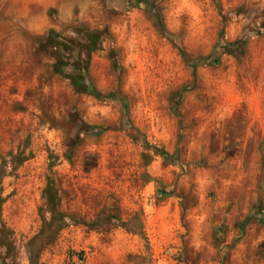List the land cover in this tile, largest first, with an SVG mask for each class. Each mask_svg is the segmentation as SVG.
Segmentation results:
<instances>
[{"label":"rangeland","instance_id":"rangeland-1","mask_svg":"<svg viewBox=\"0 0 264 264\" xmlns=\"http://www.w3.org/2000/svg\"><path fill=\"white\" fill-rule=\"evenodd\" d=\"M29 254L264 264V0H0V264Z\"/></svg>","mask_w":264,"mask_h":264},{"label":"crops","instance_id":"crops-1","mask_svg":"<svg viewBox=\"0 0 264 264\" xmlns=\"http://www.w3.org/2000/svg\"><path fill=\"white\" fill-rule=\"evenodd\" d=\"M138 13L142 15V20L140 19L141 22H142V24H145V22L151 24V26L156 30V33L157 34H160L159 33V28L156 25L155 20L152 18V16L146 15L140 9H130L128 11H125L120 16H126L127 15L128 17H130L131 15H137ZM129 24H130L129 25V30L126 31V34H127L126 39L128 40V45L129 46L132 45V50L133 51H136V52L134 54H130V56H128V54H124L123 52H120L118 47H117L118 49L116 48V50H115V47L113 49V51H115V53H116V59H117V61H119V63H122L121 60H124V63L125 64L122 63V65H124L125 67H127L126 66V59L128 57H132V56L138 57L137 55H140L142 53L141 50H138V48L136 47L137 44H134L133 41L134 40H137V39L138 40H141L143 38V36H142V34H138L137 31L133 28L132 21H130ZM139 26H140V28H142V25L139 24ZM142 44L143 43H139L138 45H142Z\"/></svg>","mask_w":264,"mask_h":264},{"label":"trees","instance_id":"trees-1","mask_svg":"<svg viewBox=\"0 0 264 264\" xmlns=\"http://www.w3.org/2000/svg\"><path fill=\"white\" fill-rule=\"evenodd\" d=\"M155 23L158 26V28L160 29L161 28L160 22L158 20H156ZM95 32H96L95 34L99 33V35H100L99 31H95ZM95 34H94V37H96ZM95 49L96 48H93L91 51H93ZM82 71L84 73L87 72V64L86 63H85L84 68L82 69ZM85 79H86L85 76H83V77L78 76V77L72 78L71 83L81 93L89 94V95L94 96L96 98L102 97L101 94L97 91V89L93 85H88L86 82H84ZM22 158L18 157L19 162H22V160H23ZM7 244H8V242H5L4 245L7 247ZM29 263L30 264H36L37 263L36 257L32 254H29Z\"/></svg>","mask_w":264,"mask_h":264}]
</instances>
